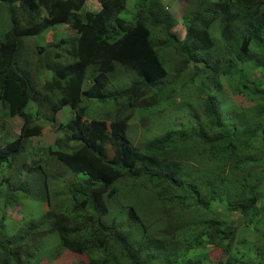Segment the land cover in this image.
I'll use <instances>...</instances> for the list:
<instances>
[{
  "label": "trees",
  "instance_id": "trees-1",
  "mask_svg": "<svg viewBox=\"0 0 264 264\" xmlns=\"http://www.w3.org/2000/svg\"><path fill=\"white\" fill-rule=\"evenodd\" d=\"M94 1L93 12L83 10L85 0H0V119L21 122L0 146V199L10 206L20 194L46 205L12 240L0 218V264H27L30 244L50 233L60 250L84 255L86 264H203L207 248L221 252L220 264H256L233 252L232 241L236 233L244 239L247 214L264 227V0H182L181 40L171 31L177 20L168 0H134L130 20L119 17L125 0ZM59 24L72 35L32 41ZM168 50L179 60L170 80ZM118 72L135 78L107 89ZM221 80L247 104L225 108L217 97ZM175 89L177 105L168 100ZM81 100L113 101L114 115L86 121ZM161 103L183 115L133 146L129 117ZM63 108L71 117L58 122ZM45 126L55 134L52 143L25 152ZM52 165L70 174L62 197L50 189ZM183 169L195 175L183 181ZM148 191L197 215L165 223L149 240L140 212L152 201ZM127 193L130 205L118 200ZM112 206L124 211L123 222L110 218ZM133 231L141 237L135 247L127 237ZM250 243L262 262L264 242Z\"/></svg>",
  "mask_w": 264,
  "mask_h": 264
},
{
  "label": "rangeland",
  "instance_id": "rangeland-1",
  "mask_svg": "<svg viewBox=\"0 0 264 264\" xmlns=\"http://www.w3.org/2000/svg\"><path fill=\"white\" fill-rule=\"evenodd\" d=\"M166 2L163 3H166V6L168 7L169 11L177 20V24L172 28L171 31L176 37L181 39L183 37L184 28L179 18L183 14L186 8V4L182 0H168ZM83 9L84 11H87L88 9L89 11L94 12L98 10V4L94 0H85ZM134 11V0H125L124 9L122 12H120L119 17L125 20H130L132 15L134 14ZM4 25L5 20L3 17L0 16V29ZM55 27L57 29L53 28L52 30L47 31L42 38L39 36L36 37L35 40H38V42L42 43L50 42L54 39L56 40L61 37L70 36V32L67 29L66 25L59 24L55 25ZM19 52L20 48L18 50V55ZM164 57L169 61V64L167 65L168 74L166 79L170 80L174 77V69L178 65L179 60L169 50L164 53ZM182 76V81L188 79L187 74H184ZM134 78L135 76L133 74H124L122 72H118L108 82L107 89L111 88V86L118 87L127 85L132 82ZM224 82L225 81L221 80L222 85L224 84ZM173 87H176L175 83ZM196 87L197 86H195V88ZM192 88L193 85L190 84L189 90L191 91ZM217 97L220 100L222 99L223 101H227L228 105L225 108H227L230 103L235 104L239 107L245 106L247 104V102L244 101L240 96H231L226 91L225 85H223L222 89L219 90V92L217 93ZM168 100L169 103L173 102L177 105L179 96L176 93V89L170 94ZM222 100L221 102H223ZM81 105L86 107V121L111 118L114 115L116 109L113 101H106L100 103L95 100H81ZM181 115H183L181 113V107L173 109L170 106H166L164 103H161V105L156 109V111H151L150 113L149 111H134L128 119V140L133 146L143 145L144 143L149 141V139H151L154 134H156V132L161 126L171 125L174 118L176 116ZM68 117H71L68 108H63L62 112H59L57 114L56 120L58 122H63ZM146 117H148V120L143 121ZM141 121L143 122L141 123ZM0 123L3 126V128L0 130L1 146L7 140H11L14 138V136L18 133L21 122L16 118H4L1 116ZM54 136L55 134L52 131L51 126L43 127L41 129L40 135H35L28 141L25 152H28L29 147L36 149L50 145L53 141ZM49 172L50 176H54L50 178L51 191L57 192L59 194V197H62L64 191L63 181L67 180L70 177V174L61 168L55 167L54 165L51 166ZM185 174H190L193 176L195 175L190 170L183 169L181 173V179L183 181L185 180ZM14 182L15 185L18 184V180L14 179ZM164 187L165 186L155 190L154 194H161ZM148 188V184L144 185L142 186L141 191L147 192ZM119 192H121V189H119ZM141 194L144 193L141 192ZM173 195L174 197H179L176 193H173ZM148 196L152 198V201L149 198V203L143 206L140 209V212L142 213V218L145 224L148 226L147 236H149V240L157 238L154 232L156 230L161 229L165 223L170 222L178 224L179 222L191 221L193 218H195L194 216L197 215L196 213H193L187 208L174 207V205L168 203L167 197L162 200H159L158 197L155 198L153 195H150L149 191ZM15 197L17 198V200L13 202V204H11L10 206H2L3 203L0 199V218H4V221L2 223V229L6 238L10 240L14 238L12 237L13 233L24 228L30 220H34L43 215V212L46 210V205L43 202L25 199L23 196H20V194H16ZM118 200L122 204L127 203L126 205H130V193L123 194ZM54 204L59 206L63 203L58 200H54ZM112 204L113 203H111L110 206ZM261 204L260 202H257V206L260 207ZM218 208L220 209L219 206ZM111 209L112 212L110 218L115 221H118L117 223L123 222L125 219L124 211L122 209L119 210L114 206H112ZM154 218H157L159 220L157 224L154 223ZM237 220H239L238 216L237 218H235V221ZM244 221L246 222V226L241 225L240 227H242V229H244V231H246L247 233L245 232L244 239H241L240 241H238L237 238L238 234H235V237L232 241L233 245L236 247V250L234 251L238 252V250H241L242 252H244L245 257L248 261L245 258L243 260L246 262H257L256 264H264V259L262 260V262L260 261V259L256 261L257 255L255 254V247L250 243L251 241H255L256 245H259L261 242H264V239L261 237L260 239L254 238V236L258 232L264 231V227L260 226L262 221L259 219V217L255 216L254 214H247ZM127 237L132 247H135L141 238L140 234H138L136 231L130 232L129 234H127ZM30 247L32 248L31 258L28 260L27 264H86L87 262L86 257L82 254H74L69 251L60 250L58 247L56 235L54 233H50L48 236H44L41 239H38L36 242L31 243ZM201 251L204 253L203 250ZM205 251L206 260H204L203 264H220L221 261L224 259V257L220 255L221 252L218 249L208 248L207 250L205 249Z\"/></svg>",
  "mask_w": 264,
  "mask_h": 264
},
{
  "label": "clouds",
  "instance_id": "clouds-1",
  "mask_svg": "<svg viewBox=\"0 0 264 264\" xmlns=\"http://www.w3.org/2000/svg\"><path fill=\"white\" fill-rule=\"evenodd\" d=\"M125 4V3H124ZM99 8V7H98ZM84 10V9H83ZM88 10V9H87ZM89 11V10H88ZM54 29H57L55 26L53 27ZM52 28V29H53ZM52 29H49V30H52ZM49 30H46L45 32H44V34L47 32V31H49ZM70 32V31H69ZM44 34L42 35V36H40L41 38L44 36ZM70 35H72L71 34V32H70ZM183 35H184V32H183ZM175 36V35H174ZM176 37V36H175ZM178 38V37H177ZM183 38V37H182ZM181 38V39H182ZM179 39V38H178ZM181 39H179V40H181ZM33 42H35V43H37V44H46V43H44V42H42V43H40V42H38V40H35V38H33V40H32ZM51 42V41H50ZM69 111V110H68ZM60 112H62V110L60 111ZM55 117H57V114H56V116ZM55 137V136H54ZM208 249V248H207ZM235 252V251H234ZM237 257H238V254H237ZM206 264H208V263H206ZM215 264V263H214Z\"/></svg>",
  "mask_w": 264,
  "mask_h": 264
}]
</instances>
